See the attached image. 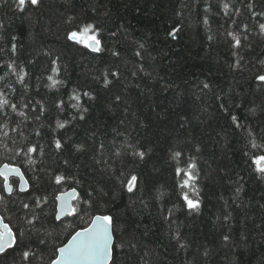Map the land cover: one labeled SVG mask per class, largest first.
I'll list each match as a JSON object with an SVG mask.
<instances>
[{"label": "trees", "instance_id": "1", "mask_svg": "<svg viewBox=\"0 0 264 264\" xmlns=\"http://www.w3.org/2000/svg\"><path fill=\"white\" fill-rule=\"evenodd\" d=\"M89 23L100 52L67 39ZM261 24L264 0L0 2V164L28 181L6 194L0 178V215L17 241L0 264H49L105 214L115 264H264V176L251 163L264 154ZM190 158L195 191L175 172ZM73 188L77 212L55 219V197Z\"/></svg>", "mask_w": 264, "mask_h": 264}, {"label": "snow or ice", "instance_id": "2", "mask_svg": "<svg viewBox=\"0 0 264 264\" xmlns=\"http://www.w3.org/2000/svg\"><path fill=\"white\" fill-rule=\"evenodd\" d=\"M0 2H4V0H0ZM16 4L17 8L20 11L25 9V5H34L38 6L40 0H13ZM224 8L227 9L228 5L225 4ZM207 22V21H205ZM260 28L264 30V24L260 25ZM177 29H173L172 32L169 33L170 36L175 37ZM99 29L96 28L95 25L89 23L79 26L78 29H74L67 34V39L70 41H74L78 44H83L85 47L90 48L94 52L102 51L101 48V40L97 38V33ZM114 35V34H113ZM229 35H232L229 33ZM15 39V37H13ZM235 40L236 46H239L240 39L237 36H233ZM142 47V45H141ZM13 50H15V45H13ZM140 55L139 52L136 53ZM118 55V53H117ZM55 63V61H53ZM56 71V69H53ZM113 75H117L113 73ZM19 80L23 82V75H20ZM48 79L51 81L49 87H56L60 81L53 79L52 76H49ZM257 80L264 82V75H258L256 77ZM110 83L107 79L105 80V85ZM205 88L208 87L207 84L204 85ZM84 95H89L88 93H84ZM73 99L79 100V96L75 95L72 97ZM117 100L120 99L119 96L116 97ZM9 104V101L6 99H0V108L4 105ZM63 105V101H60L57 105L61 107ZM10 107L13 111L16 110V105L11 104ZM26 107V105L24 106ZM73 107H78V105H73ZM87 111V109H85ZM20 115H25L23 112H20ZM84 117L81 116V119ZM38 119V117H37ZM235 121L236 117H232ZM67 121L61 123L57 122V126L63 128ZM55 147L60 149L62 147L61 141L57 139L55 141ZM253 148L260 147L259 145L253 143ZM36 146L30 147L28 149L29 152L36 151ZM139 157L143 158L145 153L140 151L135 153ZM181 152L173 153V159L179 161L181 157ZM251 163L255 166V171L259 173L261 176H264V154L253 155L251 157ZM176 175L182 178L181 184L179 185L181 190L184 188H189L195 191L193 185L196 181V164L194 160L190 158V160L186 164V168L176 167L175 169ZM11 173H15L19 175L22 181L21 190H25L24 185H26L27 181L23 180V174L21 173L19 168L13 167L11 165L5 164L2 168H0V176L4 178V186L5 190L8 192L12 191V185L8 182V176ZM56 183H60L65 179L64 176H56ZM137 176L132 175L130 179L124 184L128 192H133L137 187ZM71 195L76 196V189L73 188L71 190ZM183 198L187 203V207L190 210H198L199 208V200L190 199L187 192L183 193ZM57 200H62L63 203L59 205V210L56 213V218L60 219L62 215H70L77 212V207L68 203L67 194L61 193L56 197ZM39 199H37V206H39ZM87 203V201H86ZM24 208H28V204L23 205ZM227 219V217H225ZM31 223V221H29ZM114 220L111 215H95L91 217L90 223H88L87 227H84L78 231H76L71 238L68 240L66 244L56 248L55 258L50 261V264H115L114 251L117 245L114 243ZM229 239L228 236L224 237V240L227 241ZM16 237L12 232V229L2 222H0V253H3L6 248H10L15 244ZM119 247H123L124 245L121 243L118 245ZM30 253L25 251L23 253V257L27 259Z\"/></svg>", "mask_w": 264, "mask_h": 264}, {"label": "water", "instance_id": "3", "mask_svg": "<svg viewBox=\"0 0 264 264\" xmlns=\"http://www.w3.org/2000/svg\"><path fill=\"white\" fill-rule=\"evenodd\" d=\"M3 165H5V164H3ZM3 165H1L0 168H2ZM13 167L18 168L17 166H13ZM19 169H20V168H19ZM20 171H21V170H20ZM21 173H22V172H21ZM10 175H15V176H17V177L20 178V176H19V175H16L15 173H11V174H9V176H10ZM9 176H8V177H9ZM20 179H21V178H20ZM23 180L25 181L24 176H23ZM19 187H20V186H19ZM20 188H21V187H20ZM63 193H64V194H67V200H68V203H70V204L73 205V200L75 199L76 196H72V195H71V190L65 191V192H63ZM60 194H61V193H60ZM60 194H59V195H60ZM59 195H58V196H59ZM76 195H77V191H76ZM56 202H57V211H58V210H59V205H61V204L63 203V201H62V200H57V199H56ZM105 215H108V214H105ZM63 216H65V215H62L61 217H63ZM61 217H60V218H61ZM0 222L4 223L1 217H0ZM89 223H90V222H89ZM4 224H5V223H4ZM87 226H88V225H87ZM87 226H85V227H87ZM83 228H84V227H83ZM80 229H82V228H80ZM80 229H78V230H80ZM78 230H76V231H78ZM76 231H75V232H76ZM12 232H13V231H12ZM75 232H74V233H75ZM74 233H72L71 235H73ZM13 234H14V233H13ZM70 238H71V236L67 239V241H66L64 244H66ZM114 241H115V239H114ZM64 244H62L61 246H63ZM13 246H14V244H13ZM13 246H12V247H13ZM59 247H60V246H59ZM10 248H11V247H10ZM7 249H9V248H6L5 250H7ZM56 254H57V253H56ZM54 258H55V257H54ZM54 258H53V259H54ZM49 264H50V262H49Z\"/></svg>", "mask_w": 264, "mask_h": 264}]
</instances>
